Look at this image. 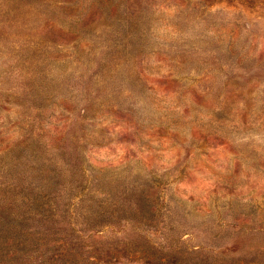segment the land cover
<instances>
[{
    "label": "rangeland",
    "instance_id": "1",
    "mask_svg": "<svg viewBox=\"0 0 264 264\" xmlns=\"http://www.w3.org/2000/svg\"><path fill=\"white\" fill-rule=\"evenodd\" d=\"M0 264H264V0H0Z\"/></svg>",
    "mask_w": 264,
    "mask_h": 264
}]
</instances>
